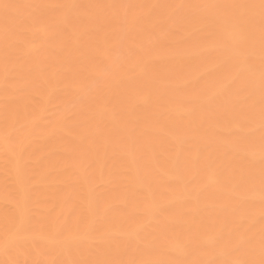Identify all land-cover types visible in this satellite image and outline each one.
<instances>
[{
  "label": "bare ground",
  "instance_id": "obj_1",
  "mask_svg": "<svg viewBox=\"0 0 264 264\" xmlns=\"http://www.w3.org/2000/svg\"><path fill=\"white\" fill-rule=\"evenodd\" d=\"M0 264H264L261 0H0Z\"/></svg>",
  "mask_w": 264,
  "mask_h": 264
},
{
  "label": "snow or ice",
  "instance_id": "obj_2",
  "mask_svg": "<svg viewBox=\"0 0 264 264\" xmlns=\"http://www.w3.org/2000/svg\"><path fill=\"white\" fill-rule=\"evenodd\" d=\"M262 6H264V0H261Z\"/></svg>",
  "mask_w": 264,
  "mask_h": 264
}]
</instances>
